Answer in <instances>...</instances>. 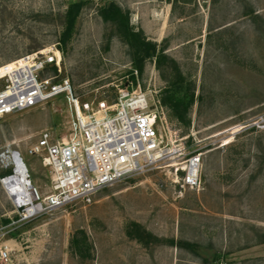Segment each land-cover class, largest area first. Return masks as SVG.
Returning a JSON list of instances; mask_svg holds the SVG:
<instances>
[{
    "label": "rangeland",
    "instance_id": "rangeland-1",
    "mask_svg": "<svg viewBox=\"0 0 264 264\" xmlns=\"http://www.w3.org/2000/svg\"><path fill=\"white\" fill-rule=\"evenodd\" d=\"M79 2L59 46L68 9ZM109 4L167 60L134 59L116 26L99 15ZM53 48L62 56L59 79L81 101L110 102L132 73L142 92L161 101L175 67L194 86L189 127L160 104L170 130L189 135L186 146L202 155L201 184L180 191L168 170L148 172L100 190L90 204L20 222L0 164V250L9 254L0 264H264V0H0V66ZM69 116L57 98L0 121V153L20 152L42 195L46 170L25 151L43 130L66 135ZM132 223L159 241L130 239ZM73 241L85 247L84 257Z\"/></svg>",
    "mask_w": 264,
    "mask_h": 264
},
{
    "label": "built area",
    "instance_id": "built-area-1",
    "mask_svg": "<svg viewBox=\"0 0 264 264\" xmlns=\"http://www.w3.org/2000/svg\"><path fill=\"white\" fill-rule=\"evenodd\" d=\"M61 66L56 48L37 50L0 66V121L57 98L70 111L66 135L54 137L43 130L25 151L46 170L47 194L32 184L20 152L0 153L1 168L7 172L1 184L18 221L74 203L90 204L100 190L148 172L168 170L180 191L200 188L202 155L186 146L189 135L180 137L170 130L158 98L136 85L129 91L118 89L110 102L81 101L69 81L59 79ZM260 130L264 132V126ZM21 174L25 182L11 190L6 180ZM8 255L0 250L1 260Z\"/></svg>",
    "mask_w": 264,
    "mask_h": 264
},
{
    "label": "trees",
    "instance_id": "trees-1",
    "mask_svg": "<svg viewBox=\"0 0 264 264\" xmlns=\"http://www.w3.org/2000/svg\"><path fill=\"white\" fill-rule=\"evenodd\" d=\"M83 7V3L72 4L66 14L67 22L65 31L59 42V46L65 45L70 37V33L74 22ZM99 15L102 20L106 23H112L117 28V33L120 39L133 51L134 59H138L140 56L153 57L155 56L156 62L160 65L166 61L167 58L164 56L163 51L156 53L155 46L146 42L140 32H134L129 26V16L124 13L118 6L109 4L104 6L99 11ZM139 63V62H138ZM135 64V68L138 70L139 64ZM173 63V62H172ZM175 65V64H173ZM175 71V79L165 87L161 93V104L170 112L171 117L176 119L178 122L183 123L185 127H189L190 121L188 118L189 111L195 103L194 97V86L191 83H187L186 80L177 72V69L173 67ZM55 72V69H53ZM130 84L127 83L123 86V89L131 90L136 85L133 73L130 77ZM129 85H132L129 87ZM8 220H4V224H8ZM130 239H133L141 244H148L150 242H157L151 234L143 230L138 224L132 223L126 232ZM73 250L79 257H84L85 247L79 246L78 243L73 241Z\"/></svg>",
    "mask_w": 264,
    "mask_h": 264
},
{
    "label": "bare ground",
    "instance_id": "bare-ground-1",
    "mask_svg": "<svg viewBox=\"0 0 264 264\" xmlns=\"http://www.w3.org/2000/svg\"><path fill=\"white\" fill-rule=\"evenodd\" d=\"M235 132H236V131H235ZM22 182H25L23 174H21V175H20L19 177H17V178H10V179H7V180H6V185H7L8 187H10L11 190H12V189H14V187L16 186V184H19V183H22Z\"/></svg>",
    "mask_w": 264,
    "mask_h": 264
}]
</instances>
